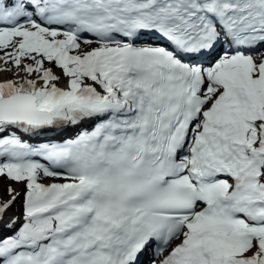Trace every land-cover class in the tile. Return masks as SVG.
I'll return each mask as SVG.
<instances>
[{"label": "snow or ice", "instance_id": "1", "mask_svg": "<svg viewBox=\"0 0 264 264\" xmlns=\"http://www.w3.org/2000/svg\"><path fill=\"white\" fill-rule=\"evenodd\" d=\"M3 181L0 264H264V0H0Z\"/></svg>", "mask_w": 264, "mask_h": 264}, {"label": "bare ground", "instance_id": "2", "mask_svg": "<svg viewBox=\"0 0 264 264\" xmlns=\"http://www.w3.org/2000/svg\"><path fill=\"white\" fill-rule=\"evenodd\" d=\"M25 139L28 140L29 138L26 137ZM32 139H34V138H32ZM32 139H29V140H32ZM40 140H42V139H40ZM47 180H48V179L44 180L43 182L46 183ZM7 184H8L7 181L0 182V196H2V198H3L4 200H7V199H8L7 195H6V194H3V189L7 186ZM13 186L16 187L17 190H20V189L22 188L21 185H13ZM20 204H21V201L18 200V201L16 202L15 206H14V207H13L8 213H11V214H13V213H18V214H19V211H20ZM6 218H8V217H6Z\"/></svg>", "mask_w": 264, "mask_h": 264}, {"label": "rangeland", "instance_id": "3", "mask_svg": "<svg viewBox=\"0 0 264 264\" xmlns=\"http://www.w3.org/2000/svg\"><path fill=\"white\" fill-rule=\"evenodd\" d=\"M46 183H49L48 180L46 181Z\"/></svg>", "mask_w": 264, "mask_h": 264}]
</instances>
